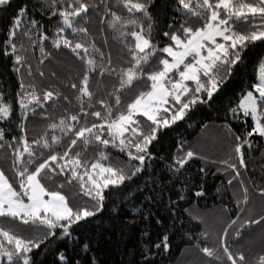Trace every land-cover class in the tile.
<instances>
[{"label":"snow or ice","instance_id":"obj_1","mask_svg":"<svg viewBox=\"0 0 264 264\" xmlns=\"http://www.w3.org/2000/svg\"><path fill=\"white\" fill-rule=\"evenodd\" d=\"M0 25V64L14 74L0 83V264H159L177 234L207 264H264V241L233 246L264 224L247 216L250 189L264 198V167L249 160L264 166V0H0ZM64 51L75 81L47 82ZM206 110L223 158L183 138L158 147L198 115L206 130ZM212 168L226 217L214 241L207 226L181 231V206L207 195ZM137 224L156 231L121 247Z\"/></svg>","mask_w":264,"mask_h":264},{"label":"trees","instance_id":"obj_2","mask_svg":"<svg viewBox=\"0 0 264 264\" xmlns=\"http://www.w3.org/2000/svg\"><path fill=\"white\" fill-rule=\"evenodd\" d=\"M0 27H2V25H0ZM97 27V21L95 17H93L92 29L94 32H96ZM96 38L99 39V35H97ZM111 50L113 57L115 58L117 54V45L115 43L111 44ZM258 51L259 49H254L252 53H249L248 60H254ZM33 62H35V60ZM53 71L57 73V77H52L50 75V73ZM77 72L78 65L76 61L69 52L64 51L58 53L56 60L52 64H48L46 66L45 80L56 85L66 84L69 79L75 81ZM0 73L3 74V77L0 78V83H3L5 80L9 84L13 83L14 74L9 75L2 64H0ZM252 75V65L246 61L240 75L237 76V80L242 79L244 80L245 84H247ZM235 88V83L228 85V89L226 91L228 92L229 97H231V92ZM236 94L239 95L238 90L236 91ZM206 111L207 115L204 122L209 125L206 130L203 128V126H197V124H199L201 121V116L198 115L194 118V120L188 121L178 128L173 126V130L166 133L163 140L161 141V145L158 147L167 149L173 140L178 141L179 139L183 138L192 143L200 151L208 153L211 157L223 158L226 152L230 150V146L228 141L224 139L223 133L219 131L217 127L213 126L214 124H219V120L216 119L217 113L211 110ZM219 115L222 116L223 113H220ZM234 127L239 128V125H234ZM249 160L251 161L250 167L255 168L258 174H262L261 168L264 166L259 163V156L257 154H252L249 156ZM195 167L196 165H193V168ZM203 183L206 188L207 195L202 199H194L192 205L183 204L181 206V219L183 220L184 224L188 226L181 231L183 232L191 230V232L195 235L199 234L204 226H207L212 233V240L214 241L216 233L222 227L223 222L226 219L219 206L221 203L220 200L214 199L216 195L215 188L220 186L219 174L216 173L214 168L208 170L207 174L203 178ZM68 194L71 195L70 192ZM250 195L251 199L249 202L247 216L258 217L259 215H264V198L260 197L259 194L255 193L251 189ZM126 206L131 207V205ZM229 208L230 210L233 208L231 203H229ZM183 209H188V212H183ZM189 213H191L193 216L198 215L202 217L204 224L198 227L197 225L200 224V221L190 219ZM247 216L245 218H247ZM145 227L149 228L153 233L156 231V229L151 224H137L127 230L124 237H117V239L120 240V246L123 247L124 245H127L128 247H132V244L140 236L141 230ZM262 241H264V224L253 225L244 232L239 245L233 246L259 249L262 245ZM119 258V255L115 257L116 260H119ZM49 259L51 258L49 257ZM157 259L159 260V264H207L203 255L195 247L181 242L179 234H177V236L174 238L173 247L170 252L164 254L162 257H158ZM109 264H114L113 260L110 259Z\"/></svg>","mask_w":264,"mask_h":264}]
</instances>
